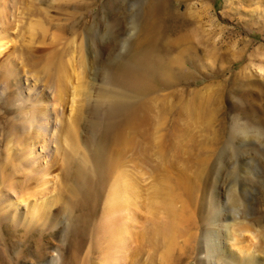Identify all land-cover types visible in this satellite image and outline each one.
<instances>
[{
    "label": "rangeland",
    "instance_id": "1",
    "mask_svg": "<svg viewBox=\"0 0 264 264\" xmlns=\"http://www.w3.org/2000/svg\"><path fill=\"white\" fill-rule=\"evenodd\" d=\"M170 1L173 16L162 24L150 56L152 61H159L145 78L151 83H135L140 89L132 91L134 101L147 109L146 120L125 127L123 136L128 142L119 149L110 140L101 157L104 163L111 162L116 153L119 170L115 168L117 173L114 170L112 178L103 181L102 174L89 169L96 184L94 203L81 207L83 200L76 199L78 206L74 209L70 201L54 204L52 210L61 215L62 223L54 228L56 221L51 216L46 227L37 223L41 232L35 231L24 244L22 228L6 222L0 234L10 246L13 261L22 252L27 256L23 264H48L57 249L66 264H101L104 254L99 232L109 213L113 183L125 173L140 192L136 195L137 203H141L138 211L133 207L138 221L132 224L136 244L131 241L128 246L126 264H199L213 225L222 237L224 226L237 217L238 222H255L256 233L264 230V0ZM145 2L0 0V32L12 40L0 62V82L9 71L17 70L16 66L19 74V84L13 77L5 80L9 85L0 84V168L7 158L12 166L19 167L23 148L15 144L11 150L3 134V121L12 117L8 111L19 104L13 99L19 93L23 111L46 106L49 111L36 121L40 120L39 124L33 122L43 128L34 126L29 131L39 132L43 140L36 146V155H51L44 161L45 176L54 161L48 177L54 186L46 198L56 199L69 174V164H74L73 159L66 158L71 149L58 146V128L76 108V93H67L65 109L58 110L62 106L58 105L60 96L57 89L49 87L46 64L74 56L79 62L80 56L85 57V84L90 87L85 91L80 132L81 139L87 137L85 142L90 143L93 135L98 137V124L106 109L98 95L111 89L105 81L107 72L132 62L138 53L132 45L139 37ZM92 56L93 69L89 61ZM95 144L89 146L93 152ZM81 149L79 153L88 154L87 148ZM23 176H13V182L20 185ZM2 182L0 177V200L9 194L10 201L19 203L23 194L13 187L4 192ZM23 185L28 190L33 183L24 181ZM34 197L21 205L23 214ZM76 242L79 247L71 248Z\"/></svg>",
    "mask_w": 264,
    "mask_h": 264
},
{
    "label": "bare ground",
    "instance_id": "2",
    "mask_svg": "<svg viewBox=\"0 0 264 264\" xmlns=\"http://www.w3.org/2000/svg\"><path fill=\"white\" fill-rule=\"evenodd\" d=\"M170 2V0H146L145 8H143L144 11L142 10L143 15L141 16L139 23V37L132 45L133 49L138 50V53L134 56L132 62L122 63L121 66L119 65L120 67H117L115 71H113V69H110L107 72V76H105L106 79H104L106 82H108L107 86L111 87V89L106 87L104 81V87L108 89L103 90L102 86L101 89L103 91H101V95H98V97H100L99 103H101L102 106L106 107V109L104 113L102 112L104 115L102 121H99L98 124V137H95V135H93L98 143H94L95 141L93 140V137L90 142L92 144H95L93 147L91 146L92 148H94V152L89 147V141L85 142L86 140H88L87 137L85 141L83 140L84 138L81 139L83 137V134H81L80 132V128L82 126L81 120L84 115V98L86 97L85 91L88 86L85 84V57L80 56V54L79 62L74 60V56L69 60L58 59L59 61H49L46 64L47 67L45 69L48 74L49 87L52 88V90L57 89L60 96H58L60 99L58 105L62 106L59 107L58 110L65 109V106L63 105L66 103L67 96L71 90H74V92L76 93V108H72L69 111L70 113L66 118L65 124H62L63 126L58 128V136L60 138L58 146L63 148V150L68 149L69 151V148L71 149L70 154L67 152L66 158L70 160L73 159L74 164H69V174L64 179V183L61 184V188L56 196V199L53 198L52 201L48 197L46 198V195H49V193H51L54 186L53 181L48 177H51L50 170L53 169V166L55 164L52 160L49 167L50 170L47 171L48 173L45 172V176L44 161L49 158L51 159V155H49V152H47L49 156H45L43 158L42 156L39 157V155H36V146H38L41 141L43 142V140L42 138H40L41 135H39V132L37 133L36 131H34L33 134H31L29 131L32 128L34 129L36 126H38L37 128H39L40 126L42 127V125L35 126L33 122L38 121L39 118L48 114L49 111L46 108L47 106L45 107L46 109L40 107L38 109L29 108L28 111H23L19 101L20 94H15L13 99L19 104L16 105L15 109H10L12 111H8V113L12 114L11 118H4L5 120L3 122H6V124L4 123L5 127L3 134H5L8 138L7 145L8 147L10 146L9 148L11 150L12 148H14L13 146H15V144L19 148L21 146V148L23 149L20 155L21 159H18L20 160L19 167L16 165L12 166L9 162L11 160L10 158H5L6 160H3V163L1 162L2 168H0V177L3 178L2 188L5 189L4 192L8 190V187H13L16 191L19 192V194L23 195L19 196L21 197L19 198L21 203H17L12 199L10 201L9 196L11 197V195L9 194L8 197L6 194V199L0 200V231L3 230V227L5 228V223L10 221L15 227L22 228L23 234H21L20 237L22 238L24 244L28 241L27 239L34 235L35 231L41 232L42 229H40L41 227L37 223H41L42 225H44L43 227H46L47 225H45V223H49L50 216L51 218L55 217L56 222L54 224V228H57L63 220H61V215L53 212L52 207L54 206V204L60 203L61 205V203H63L64 205H66V203L70 201L69 203L71 204V209H74L78 206L75 203L76 199L83 200L82 205L80 204V202H78L81 207L83 205L86 206L94 203L93 200L96 196V191L94 190V188L96 184H94V179L89 173V169L92 170L94 168V171L102 174V177H104L103 181L106 177L112 178L114 170H116L115 172L117 173V169L115 168H118L119 170L120 159H118V156L116 157V153L114 155L115 159L111 162L106 161V163H104L101 157L105 153L107 145H110V140H112L111 143L113 141L116 142L119 145V149H121L122 145L127 141L123 136L125 127H132L146 120L147 109L145 105L138 104L134 101L135 97L132 96L134 94V92L132 91H138L141 84L147 85L151 83V79L148 78V81L147 79L145 80V78H147V76L152 72L153 67H156V64L158 66L159 61H152L150 56L153 55L152 53H154L155 51L153 49H155L156 47V38L160 36L163 30L162 24L165 20H167V18H171L173 16ZM3 31H5V33H8L6 32V30ZM6 35L7 36H3V32H0V62L6 56L9 50V45L12 42L9 35ZM89 61L90 67L91 69H93V63H95L94 57L92 56ZM15 68L17 70H11L3 77L2 82H0L1 85H6L8 83L7 81L12 77L17 82V84H19V74L17 73L18 66H16ZM45 69L43 70L44 74ZM75 77L77 82L75 81ZM135 83H138L139 86L136 87V85H134ZM13 99L11 101H13ZM55 111L57 110H54V112ZM26 118H28L29 120L26 121ZM40 122L41 121L39 120V123ZM36 123L39 124L38 122ZM93 125L95 128V123ZM95 131L96 128L94 132ZM88 138L91 139L90 136H88ZM43 139L45 140V138ZM82 145L84 147H82ZM44 147L46 148V146ZM81 148H85V150L87 148L88 154L79 153ZM119 152L120 151H117V155ZM74 153H76V155H74ZM77 155L80 156L78 160L76 158ZM19 174L24 175L19 180V182H21L20 185L13 182V176H17ZM120 174H122L121 171ZM124 175V178L121 177V179L114 181V185L111 184L113 185L114 190H111L112 194H110L109 196V203L107 205V210L109 213H107L108 216L104 220V225H102V228L99 232V239L102 240L100 241V246L103 248L104 254L102 261L101 259V262L99 261V263L101 264H123L122 262L124 260L126 261V257L124 256L125 252L129 251L128 246L130 245L131 241L133 242L132 224H137L135 222H138L137 219H135L137 217H134L133 207H136L135 209L141 207V203H137L139 194L136 195L140 192H136L134 181L132 182L128 180V177L126 178V173ZM24 181H26V183H33L31 188L25 190L23 185ZM21 184L22 188L20 187ZM98 185L101 184L99 183ZM25 191H28L29 193ZM34 191L36 192V194ZM34 195L36 196V199ZM37 195H40L42 201L39 200L40 198L38 199L39 196ZM31 197L34 198L30 202V208L28 209L26 214H23L20 210L21 205L23 203L26 204ZM133 199L136 201L135 203ZM139 200L140 199H138V201ZM122 212L126 214L123 216L117 215V213ZM238 219L239 217L235 219L236 222L234 220V222L232 221V223H228L224 226L225 232L222 237L219 235L218 230H216L217 226L213 225V228L208 232L206 238L207 246L205 247L204 251L201 250V255H204V257L200 259L199 264H220L222 261H224L226 264H264V230L262 229L263 231H261L260 233H256L257 228L253 229L254 227H256L255 222L249 220V222L243 220L242 222H238ZM71 237L73 238L72 235ZM2 240L3 244H1ZM135 240H137V237ZM5 242L6 238H4L2 234H0V264H23L22 262L27 256H23V253L21 252L17 254V259L13 261L10 258L9 254L11 253L10 246L5 244ZM133 243L136 244L135 241ZM72 247L78 248L79 245L77 242L74 243V245L71 243V248ZM62 256L63 255L58 252L57 249H54V251H52L51 253V261L48 264H66L67 261ZM31 260L33 261L35 259ZM125 261L124 264H126Z\"/></svg>",
    "mask_w": 264,
    "mask_h": 264
}]
</instances>
